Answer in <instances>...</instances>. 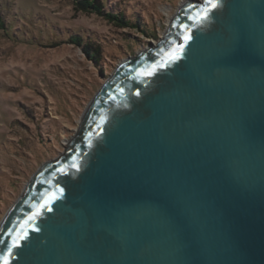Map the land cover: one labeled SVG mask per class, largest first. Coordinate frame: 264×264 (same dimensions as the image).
Here are the masks:
<instances>
[{"label":"water","instance_id":"obj_1","mask_svg":"<svg viewBox=\"0 0 264 264\" xmlns=\"http://www.w3.org/2000/svg\"><path fill=\"white\" fill-rule=\"evenodd\" d=\"M0 264H264V0H189L123 61L0 224Z\"/></svg>","mask_w":264,"mask_h":264},{"label":"rangeland","instance_id":"obj_2","mask_svg":"<svg viewBox=\"0 0 264 264\" xmlns=\"http://www.w3.org/2000/svg\"><path fill=\"white\" fill-rule=\"evenodd\" d=\"M98 1L134 26L75 0H0V224L37 170L64 155L117 67L163 41L189 0Z\"/></svg>","mask_w":264,"mask_h":264},{"label":"trees","instance_id":"obj_3","mask_svg":"<svg viewBox=\"0 0 264 264\" xmlns=\"http://www.w3.org/2000/svg\"><path fill=\"white\" fill-rule=\"evenodd\" d=\"M74 5L77 9L79 8L84 13L95 14L109 18V20H114L118 24H123L125 27L134 26L130 21H126L122 15L105 13L103 5L98 0H75ZM78 41V38L74 39L75 43H78Z\"/></svg>","mask_w":264,"mask_h":264}]
</instances>
